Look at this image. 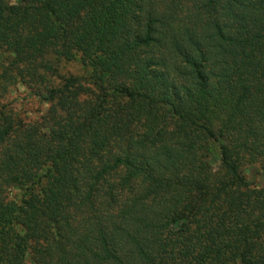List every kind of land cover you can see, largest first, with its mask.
<instances>
[{
  "label": "trees",
  "instance_id": "obj_1",
  "mask_svg": "<svg viewBox=\"0 0 264 264\" xmlns=\"http://www.w3.org/2000/svg\"><path fill=\"white\" fill-rule=\"evenodd\" d=\"M4 56L0 264H264V0H0Z\"/></svg>",
  "mask_w": 264,
  "mask_h": 264
},
{
  "label": "rangeland",
  "instance_id": "obj_2",
  "mask_svg": "<svg viewBox=\"0 0 264 264\" xmlns=\"http://www.w3.org/2000/svg\"><path fill=\"white\" fill-rule=\"evenodd\" d=\"M10 3H17V0H8ZM9 59L5 56L0 57V111L4 115H8L10 120L15 123L39 125L40 130H44L46 125L52 122V103L47 99H43L34 95L29 88L25 87L19 80L15 78L9 79L11 74ZM59 73L61 75H84V69L77 61H61ZM13 74V73H12ZM255 174V177L253 176ZM249 179L258 183L262 180L256 174V169L249 172ZM23 191L11 189L9 197L14 200L20 199Z\"/></svg>",
  "mask_w": 264,
  "mask_h": 264
}]
</instances>
